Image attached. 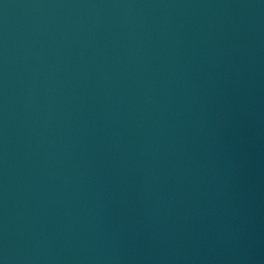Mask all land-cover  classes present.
Wrapping results in <instances>:
<instances>
[{
	"label": "water",
	"instance_id": "water-1",
	"mask_svg": "<svg viewBox=\"0 0 264 264\" xmlns=\"http://www.w3.org/2000/svg\"><path fill=\"white\" fill-rule=\"evenodd\" d=\"M0 264H264V0H0Z\"/></svg>",
	"mask_w": 264,
	"mask_h": 264
}]
</instances>
